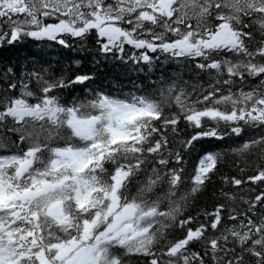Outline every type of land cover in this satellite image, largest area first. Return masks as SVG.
I'll use <instances>...</instances> for the list:
<instances>
[{"label": "snow or ice", "instance_id": "obj_1", "mask_svg": "<svg viewBox=\"0 0 264 264\" xmlns=\"http://www.w3.org/2000/svg\"><path fill=\"white\" fill-rule=\"evenodd\" d=\"M23 47L0 264H264V0H0V53ZM105 63L147 83L93 87Z\"/></svg>", "mask_w": 264, "mask_h": 264}, {"label": "trees", "instance_id": "obj_2", "mask_svg": "<svg viewBox=\"0 0 264 264\" xmlns=\"http://www.w3.org/2000/svg\"><path fill=\"white\" fill-rule=\"evenodd\" d=\"M31 51L30 48L23 47L19 52H3L0 53V62H3L6 57L10 58H16L17 56L19 57H24L29 54ZM73 55L76 56V60L73 61V63L77 62H82L83 67L85 69H91L92 67V56L91 54H84V53H79V54H68V58L71 60ZM100 71L98 72V80L96 84L93 85V87H100L105 90H119L123 88L124 90H127L131 88L132 82L135 81L136 83L139 84H146L147 83V78L144 73H136V72H127L126 70L123 69H117L116 66L114 65H109V64H101L100 66ZM171 66L169 65L167 70H170ZM159 74V70L157 71V75Z\"/></svg>", "mask_w": 264, "mask_h": 264}]
</instances>
